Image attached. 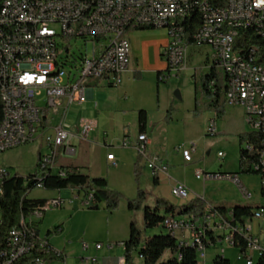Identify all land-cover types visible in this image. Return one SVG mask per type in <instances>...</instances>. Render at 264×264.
<instances>
[{
    "label": "built area",
    "instance_id": "obj_1",
    "mask_svg": "<svg viewBox=\"0 0 264 264\" xmlns=\"http://www.w3.org/2000/svg\"><path fill=\"white\" fill-rule=\"evenodd\" d=\"M193 9H206V17L199 21L184 20V13H193ZM215 15H235L260 21L264 30V0H0V21H9V30L0 32V73H6V91L10 97L8 126L0 128L1 139L8 140V147L4 149H12L44 135L45 152L40 154L39 167L45 172L64 176L66 169H54L58 150L65 155H74L75 147L71 141H87L93 131V126L85 119L77 131L68 129L65 122L68 108L88 99L89 84L93 79L119 86L131 58V45L125 32L158 28L159 18L169 16V27L165 29L168 39L161 53L166 77L178 76L186 67L189 47L210 48V58H216L214 66L224 74L225 103L243 108L245 125L259 144L251 170L259 176L261 195H264V63L259 57V50L264 48L246 41L242 47L235 48L238 32L226 33L221 25H208V18H215ZM193 27L189 43L187 34ZM68 39L83 40L92 45L91 54L82 57L76 72L65 71L64 64L58 60L60 50H67L64 43ZM159 78L163 79L161 75ZM41 97L45 98L43 107L37 101ZM45 108L49 109V119L45 114L41 116ZM56 116L58 122L52 124L51 120ZM205 132L207 135L217 133L215 119L207 122ZM244 144L247 151L253 150L252 142ZM122 145L129 146V142L125 139ZM148 145L146 132H138L134 147L145 160L152 177L165 175L171 196L188 199L187 188L173 181L167 162L159 155L149 153ZM176 150L184 163L192 161L193 143L180 145ZM217 157L223 158V153L218 152ZM106 160L111 165L116 163L112 152L106 154ZM11 175L0 165V194L4 180ZM194 175L202 181L232 182L243 198L252 196L241 184L237 173H208L196 169ZM37 188H42L41 183H37ZM75 193L74 197H79V193ZM91 201L89 194L82 200V205L88 206ZM64 203L65 200L58 196L35 207L27 217H21L19 225L9 231L5 246L0 249V264H47L39 252L58 255L60 250L39 234L35 219ZM238 220L239 227H229L228 208L213 213V206L205 203L199 217L168 214L162 228L180 245L195 248L198 264H209L207 251L211 248H216L221 255L225 248L232 249L244 264H255L260 258L264 259V206L252 209L250 216ZM253 222L258 224L256 230ZM228 228L241 231V238L232 240V245L224 243ZM92 245L95 249L102 247L101 243ZM92 245L82 242L81 249L86 251ZM26 256L29 258L24 260ZM82 259L88 264H97L94 255ZM120 264H124V260Z\"/></svg>",
    "mask_w": 264,
    "mask_h": 264
},
{
    "label": "rangeland",
    "instance_id": "obj_2",
    "mask_svg": "<svg viewBox=\"0 0 264 264\" xmlns=\"http://www.w3.org/2000/svg\"><path fill=\"white\" fill-rule=\"evenodd\" d=\"M124 36L128 38L131 45L129 76L125 77L127 71L119 86H110L102 79H97L99 82L93 86V99L98 105L99 114L96 119L97 125L87 141L81 140L78 145L79 148L89 144L92 146L91 151L88 154L80 148L76 155L66 156L60 150L55 164L57 166L84 165L86 160H89L93 166L92 172L101 173L99 177H108V188L120 194L118 205L110 211L101 202L98 208L90 209L82 205V194L74 197L76 193H73L70 188L63 189L60 197L65 200V203L61 207L47 210L44 218L35 219L41 236L44 237L49 230L51 231L49 236L55 235L58 231L55 233L54 228L64 226L70 233L72 242L78 244L81 241L89 242L87 233L97 229L105 234L106 239L102 242L107 245V243L122 242L120 238L123 234H126L128 238L131 221L142 231L143 236L159 233L160 230L165 231L162 227L145 230L142 207L137 210L127 208V202L137 199L139 190L145 193L142 206H152L156 198H163L174 205L180 202V199L171 196L170 183L162 176H160V184L153 183V177L145 160L135 148L133 149L135 155L131 161L128 149L132 148L122 145L125 139L130 144L136 141L139 132V110L146 112L147 132L153 143L149 149L172 151L173 163L169 161L170 175L174 180L182 183L190 195L200 197L207 205L213 207L229 209L235 206H248L254 209L264 206L259 176L255 173L239 172V150L240 147H245L244 143L240 146L239 135L249 132L242 118L243 108L225 103L223 114L217 117L214 110L207 105L206 97L199 91L202 75L214 64L210 58V48L189 47L186 67L178 76L166 77L162 50L159 52V44L168 39L164 28L131 29L126 31ZM64 44L67 50H60L58 60L64 64L65 71L76 72L82 57L91 54L92 45L79 39H68ZM216 68L217 71L222 72L219 67ZM160 75L163 79L159 78ZM195 85L198 87L197 95ZM176 92L179 93V97ZM37 101L40 107L44 106V97L38 98ZM42 114H45L48 119L51 117L47 108L41 116ZM210 118L217 121L218 131L215 135H207L205 132L206 121ZM38 126H40L39 123ZM101 139H106V143L111 144V146L103 145L106 151L112 152L113 155L118 152V156L121 157L116 159L118 168L107 169L97 160L96 153L92 154L94 149L95 151L97 149L95 143ZM190 143L194 144L195 151L192 153V161L184 163L176 148ZM43 147L44 135H40L31 142L6 149L3 153L0 152V165L5 166L12 174L17 173L22 176L33 174L36 170L38 153L45 152ZM105 150H102L103 154ZM218 152L224 154L223 158L217 157ZM81 169L83 173L89 175L86 167ZM196 169L208 173H237L241 184L251 193V198H243L232 182L197 179L194 175ZM28 197L49 200L58 197V192L36 188L29 193ZM185 203H187L186 200ZM256 227L258 224L253 222L254 230ZM96 237L103 239V236L98 234ZM62 239L63 236L60 240ZM216 252H218L217 249L207 251L209 264ZM168 255L169 252L165 251L162 258L165 259ZM223 256L232 264H244L237 259L236 251L232 249L225 248ZM132 257L134 264H143L142 258L137 253L132 252Z\"/></svg>",
    "mask_w": 264,
    "mask_h": 264
},
{
    "label": "trees",
    "instance_id": "obj_3",
    "mask_svg": "<svg viewBox=\"0 0 264 264\" xmlns=\"http://www.w3.org/2000/svg\"><path fill=\"white\" fill-rule=\"evenodd\" d=\"M206 15L205 10L193 9V13H188L184 16V20L199 21ZM194 27L188 31L187 41H192ZM234 32H238L234 47H242L246 41L254 46L264 48V30L257 26L239 25L234 28ZM260 62L264 61V50H259ZM216 64H213L209 70L202 75L200 79L199 91L206 97L207 105L214 110L215 115L220 117L223 114L225 101V78L223 72L217 71ZM159 74V73H158ZM195 94H198V87L195 85ZM197 103V102H196ZM1 120V110H0ZM146 125V112L138 111V130L143 132ZM250 141L254 144L253 150L247 151L240 147L239 150V172L255 173L251 170V165L256 161V149L259 144L252 132H245L239 135L240 146ZM60 149L56 154V159L60 153ZM39 157L36 163V170L33 174L22 176L17 173L12 174L3 182V191L0 194V249L5 246L6 238L9 231L19 225L21 217H27L30 212L46 202V199L29 198V193L37 188V183H41L42 188L46 190H63L74 189L79 195L82 194V200L86 199L89 194L92 196V201L88 208L96 209L99 203H104L107 210H113L117 207L120 194L108 188V183L104 177H90L88 174L80 172L78 168L72 166L61 167L67 170L64 176L56 173L45 172L39 167ZM137 170V169H136ZM135 170V173H136ZM256 174V173H255ZM154 184L157 180L154 178ZM145 193L138 191L137 199L127 202L129 210H137L142 207V217L144 229L161 228L164 218L168 214L173 215H193L199 217L205 208V203L200 197L183 203L174 205L163 198H156L152 206L143 205ZM218 210L219 213L225 211L224 207H213V211ZM252 214V208L248 206H235L228 209V225L235 227L239 225L240 217H248ZM37 225V223H36ZM233 229V228H231ZM60 230V226L54 228V232ZM50 230L46 232L45 238L50 234ZM241 238V233L226 229L224 233L225 245H232V240ZM124 245V264H134L132 252L137 251L139 257L142 258L143 264H198L197 252L195 248L180 245L177 239L160 230L159 233L149 236H143L133 221L129 224V236L123 241ZM216 249V248H211ZM168 251L170 256L162 258L163 253ZM39 256L43 257L47 262L63 261L65 254L62 250L57 255L54 252L43 254L39 252ZM180 255V258H178ZM24 257L23 259H28ZM211 264H232L231 261L225 258L218 252L212 256ZM255 264H264V259L260 258Z\"/></svg>",
    "mask_w": 264,
    "mask_h": 264
},
{
    "label": "crops",
    "instance_id": "obj_4",
    "mask_svg": "<svg viewBox=\"0 0 264 264\" xmlns=\"http://www.w3.org/2000/svg\"><path fill=\"white\" fill-rule=\"evenodd\" d=\"M166 43H167V41H164L163 43L159 44V47H160L159 48V52L163 49V47L165 46ZM164 68L166 69V67H164ZM129 72L130 71H128L126 73L125 77L129 76L128 75ZM98 82L99 81L95 80V81H92L89 84L88 99L84 103L79 104V105H71L68 108L67 114H66V118H65V122L67 124L66 127H68V129H71L72 131H77L78 128H79L80 123L85 119L93 126V131H94V128L97 125L96 119H97L99 114H98V105L93 99L94 98L93 86L96 85ZM242 118L244 120V114H243ZM210 119H208L206 121V124H207V122ZM57 122H58V117L57 116L54 117L51 120L52 124H56ZM215 122H216V129H217L218 125H217L216 119H215ZM206 124H205V127H206ZM244 124H245V122H244ZM217 131H218V129H217ZM144 132H146V134L148 136V139H149V145L147 146L148 152L151 153V154L159 155L160 157H162L164 159V161L167 162L168 166H169V163H170L169 161H171V163H173L172 151H170V152H166L165 150L151 151L149 149L150 146L153 145V143H152V138L149 137L148 132H147V116H146V125H145ZM106 141H107L106 139H101L100 141H98L99 143L96 142L95 146H96L97 149H96V151L94 149V152L92 154L95 155V153H96L95 156H98L97 160L100 163H103V166H106L107 169H116L119 166L118 161L116 159H118V158L120 159L121 157L118 156L119 155L118 152L115 153V155H114L115 161H116L115 165H111L106 160V154L109 153V151L108 150L106 151L104 149L103 145L111 146V144H107ZM71 144L75 147L74 155L77 154V152H78V150H80V148L82 150H84V151H87V153L89 154V152L91 151V147H92L91 145L88 144L87 146H84V147L82 146V147L78 148L79 141L76 140V139H73L71 141ZM134 144H135V142H133L131 144L129 143V146H125V147L132 148V149H128L129 150L128 151V155L131 156V161L133 160L134 155H135V152L133 151V149L135 148ZM43 148H45V147H43ZM102 150H105L106 152H104V154H103ZM117 150H119V149H117ZM39 154H40V152H39ZM74 155H66V156H74ZM223 156H224V154H223ZM95 159H96V157H95ZM179 161H181V159H179ZM66 166L76 167V168H78V170L80 172H83L82 169H81L82 167H86L89 170V176L90 177H99L98 175H101V173H99V172H92L93 166H92V164H90L89 160H86V164H84V165L83 164L82 165H71L70 164V165H58V166L55 165L54 169L57 170V169H59L61 167H66ZM89 166H90L91 170H90ZM169 174H170V172H169ZM160 176H162V178H164V180H166L169 183V181H168V179H167V177L165 175H160ZM160 176H158L156 178L157 184H160V181H161ZM104 178H106V177H104ZM106 180H107V183H108L109 178L107 177ZM173 181L177 182L174 179H173ZM153 183H154V178H153ZM56 191L58 192V196H61L60 195L61 190H59V191L56 190ZM71 191L73 193L76 192V190H74V189H71ZM194 198H195L194 196L189 194V197H188V199H186V201L188 202V201H190V200H192ZM183 203H185V200H180V202L177 203V205H181ZM44 217H45V213H44L42 218H44ZM70 218H72V216ZM37 228H38L39 234L41 235L40 228L38 227V225H37ZM85 233H86V231H85ZM87 234H89V236H87L88 237L87 241H89L88 242L89 244L92 245L93 243H101L102 247L100 249H95L93 247V245H92L88 250L82 251L81 244H82V242H85V241H81L78 244L73 243L72 240H71L70 233L65 230L64 226H60V230L58 231L57 234H55V235L52 234L50 236L48 235L46 238H47L49 243L54 248L62 250L64 252L65 258H64V261L61 264H88V263H86L84 261V259H82V257L91 256V255L96 256L97 264H120V261L124 260V255H123L124 245H123V241L127 240L126 239L127 238L126 234H123V236H121V238H120L121 240L120 241H122V242L109 243V244L107 243V245H104V243L102 242V241H105L106 237H105V234L101 230L92 229ZM96 234H98V236H103L102 237L103 239H101V237H96ZM61 236H63L62 240H60ZM128 236H129V233H128ZM133 252L137 253L136 250L133 251ZM168 256H170V253H169ZM47 264H58V262L57 261H52V262H48Z\"/></svg>",
    "mask_w": 264,
    "mask_h": 264
},
{
    "label": "bare ground",
    "instance_id": "obj_5",
    "mask_svg": "<svg viewBox=\"0 0 264 264\" xmlns=\"http://www.w3.org/2000/svg\"><path fill=\"white\" fill-rule=\"evenodd\" d=\"M202 11L206 9H201ZM188 15V13H184V16ZM206 17V15L204 16ZM208 25L210 26H222L225 27L226 33H234V28L239 25L244 26H257L258 28H262L260 25V21L256 20H246L244 18H238L235 15H215V18H208ZM169 27V16H161L158 22V28L166 29ZM9 30V21H0V32H6ZM214 64H216V58H212ZM261 63H264L261 62ZM10 108V97L9 92L6 91V73H0V110H1V120H0V128H6L8 126V109ZM8 147V140L1 139V129H0V152L1 149ZM6 150V149H4ZM213 213H219L218 210L213 211ZM235 227H239L236 224ZM233 231H239V228H229Z\"/></svg>",
    "mask_w": 264,
    "mask_h": 264
},
{
    "label": "water",
    "instance_id": "obj_6",
    "mask_svg": "<svg viewBox=\"0 0 264 264\" xmlns=\"http://www.w3.org/2000/svg\"><path fill=\"white\" fill-rule=\"evenodd\" d=\"M176 95L179 97V93L178 92H176Z\"/></svg>",
    "mask_w": 264,
    "mask_h": 264
}]
</instances>
